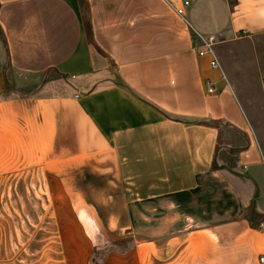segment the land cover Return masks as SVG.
Here are the masks:
<instances>
[{
	"label": "crops",
	"instance_id": "obj_1",
	"mask_svg": "<svg viewBox=\"0 0 264 264\" xmlns=\"http://www.w3.org/2000/svg\"><path fill=\"white\" fill-rule=\"evenodd\" d=\"M181 1L0 0V152L114 201L85 210L94 264H264V133L220 52L264 37V0Z\"/></svg>",
	"mask_w": 264,
	"mask_h": 264
},
{
	"label": "rangeland",
	"instance_id": "obj_2",
	"mask_svg": "<svg viewBox=\"0 0 264 264\" xmlns=\"http://www.w3.org/2000/svg\"><path fill=\"white\" fill-rule=\"evenodd\" d=\"M220 52L243 85L240 97L253 124L264 133V107L253 70L256 61L264 60V37L221 46ZM27 163L0 152V264H83L88 255L93 258L87 264H94L107 249L90 247L103 237L93 216L85 214L96 203L114 201L94 200L96 185L49 183L40 168ZM130 238L114 237L112 248L122 251Z\"/></svg>",
	"mask_w": 264,
	"mask_h": 264
},
{
	"label": "built area",
	"instance_id": "obj_3",
	"mask_svg": "<svg viewBox=\"0 0 264 264\" xmlns=\"http://www.w3.org/2000/svg\"><path fill=\"white\" fill-rule=\"evenodd\" d=\"M188 5V0H182L179 5H171L175 14L177 16H179L182 21H184L186 23V19H185V6ZM213 46V40L211 37L207 38L206 40H203L201 46L198 48L197 50V54L200 56L203 55H208L209 56V64L212 67H218L219 66V62L218 59L214 53V50L212 48ZM208 91L211 92L212 89L211 87H208ZM260 261L263 260L262 257L259 258Z\"/></svg>",
	"mask_w": 264,
	"mask_h": 264
},
{
	"label": "trees",
	"instance_id": "obj_4",
	"mask_svg": "<svg viewBox=\"0 0 264 264\" xmlns=\"http://www.w3.org/2000/svg\"><path fill=\"white\" fill-rule=\"evenodd\" d=\"M0 37H2V32H1V30H0Z\"/></svg>",
	"mask_w": 264,
	"mask_h": 264
}]
</instances>
